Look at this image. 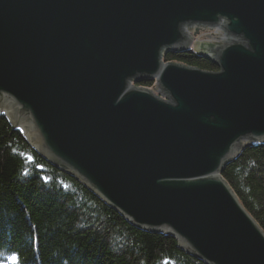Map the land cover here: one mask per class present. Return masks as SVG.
<instances>
[{"label":"water","instance_id":"water-1","mask_svg":"<svg viewBox=\"0 0 264 264\" xmlns=\"http://www.w3.org/2000/svg\"><path fill=\"white\" fill-rule=\"evenodd\" d=\"M205 26L216 70L162 60ZM0 107L132 225L207 264H264L220 174L264 143V0H0Z\"/></svg>","mask_w":264,"mask_h":264},{"label":"trees","instance_id":"trees-1","mask_svg":"<svg viewBox=\"0 0 264 264\" xmlns=\"http://www.w3.org/2000/svg\"><path fill=\"white\" fill-rule=\"evenodd\" d=\"M162 60L217 69L192 50L167 52ZM220 174L264 232V143L244 144ZM13 253L19 264H207L175 237L129 223L76 176L39 155L0 112V263Z\"/></svg>","mask_w":264,"mask_h":264},{"label":"rangeland","instance_id":"rangeland-1","mask_svg":"<svg viewBox=\"0 0 264 264\" xmlns=\"http://www.w3.org/2000/svg\"><path fill=\"white\" fill-rule=\"evenodd\" d=\"M186 32H188L190 35H191V37L192 36H196V37H202V39L204 40V39H206L207 37H208V35H209V30L207 29V26H205V30L204 31H202V32H200V33H198V29H187V31ZM204 42H206L207 44L209 43L208 41H195V42H193L192 43V45H191V49L193 50V51H195L196 53H202V52H204L205 50H206V45H200V44H203ZM212 42V41H211ZM207 52V51H206ZM177 63V62H176ZM150 83H153V81H151ZM142 87H147V88H149V89H151L152 91H154L155 92V84L154 85H142ZM2 109H4V110H6V113L9 115V116H11L10 115V110H9V108H5V107H0V110H2ZM8 111V112H7ZM11 119V118H10ZM12 123H13V120L11 119L10 120ZM10 122V123H11ZM25 137V139L27 140V142L29 141L28 140V138L26 137V136H24ZM248 141V140H247ZM245 143L246 142V140H241V143ZM31 144V146H32V148L33 149H36L37 147L34 145V144H32V143H30ZM2 264H10V262H9V260H8V258H7V261L5 262V263H2Z\"/></svg>","mask_w":264,"mask_h":264},{"label":"snow or ice","instance_id":"snow-or-ice-1","mask_svg":"<svg viewBox=\"0 0 264 264\" xmlns=\"http://www.w3.org/2000/svg\"><path fill=\"white\" fill-rule=\"evenodd\" d=\"M27 162L29 163V164H34L35 163V160H34V158L32 157V156H28L27 157ZM36 167L37 168H40V169H43V165H36ZM24 171H25V174H28L29 173V169L28 168H25L24 169ZM41 179L47 184V183H50L51 182V177H48V176H41ZM8 260H9V262H10V264H19V258H18V256L15 254V253H13L11 256H9L8 257ZM166 264H167V262H166Z\"/></svg>","mask_w":264,"mask_h":264},{"label":"built area","instance_id":"built-area-1","mask_svg":"<svg viewBox=\"0 0 264 264\" xmlns=\"http://www.w3.org/2000/svg\"><path fill=\"white\" fill-rule=\"evenodd\" d=\"M207 29L209 30V35L206 39L203 40L202 37L193 36L192 37L193 41H208L210 44H218V40H212L211 38L210 32H211L212 26H207Z\"/></svg>","mask_w":264,"mask_h":264},{"label":"bare ground","instance_id":"bare-ground-1","mask_svg":"<svg viewBox=\"0 0 264 264\" xmlns=\"http://www.w3.org/2000/svg\"><path fill=\"white\" fill-rule=\"evenodd\" d=\"M2 110H4V109H2ZM5 112H6V110H4ZM8 112V111H7ZM7 114V113H6ZM11 114V113H10ZM8 115V114H7ZM10 118H12L13 119V117H12V114H11V116H9L8 115V120H9V122H11L10 120ZM13 126V125H12ZM13 127H17V128H20L21 130H22V132H24V134L26 135V137L28 138V140H29V137H28V131H27V125H17V126H13ZM33 144V143H32ZM36 145V144H35Z\"/></svg>","mask_w":264,"mask_h":264}]
</instances>
